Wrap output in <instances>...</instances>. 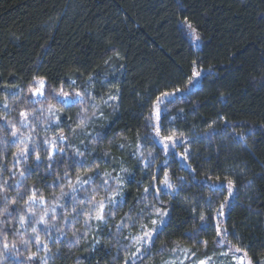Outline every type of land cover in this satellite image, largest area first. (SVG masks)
Listing matches in <instances>:
<instances>
[{
	"label": "trees",
	"instance_id": "1",
	"mask_svg": "<svg viewBox=\"0 0 264 264\" xmlns=\"http://www.w3.org/2000/svg\"><path fill=\"white\" fill-rule=\"evenodd\" d=\"M193 61L202 74L185 92ZM34 77H44L47 88L42 102L32 104ZM61 87L92 96L86 105H56L57 123L47 109ZM177 88L162 105L159 124L161 137L182 142L165 155L153 140L154 105L162 92ZM109 94L119 98L105 104ZM82 107L86 121L79 126ZM0 125V249L5 242L10 249L16 245L0 257L2 264H29L33 252L32 264H45L44 257L46 264H124L136 247L126 237L138 234L139 222L150 227L155 218L139 216L149 203L163 206L168 216L137 264H162L174 248L201 257L239 248L250 264H264V0H0ZM61 134L66 139L57 140L49 161L51 142ZM25 146L31 155L14 158ZM122 156L123 185L109 179L116 168L103 174ZM157 171L161 179L167 172L179 191L157 203L153 189L147 201L136 203ZM77 177L94 179L83 184ZM229 179L236 191L225 216L201 221V215L216 216ZM212 184L225 187L216 192ZM109 197L124 203L106 208V223L93 218L85 226L87 215L95 216L93 204ZM5 207L11 215L3 214ZM45 213L46 223H38ZM121 223L128 226L118 231ZM218 224L229 233L224 244L217 243Z\"/></svg>",
	"mask_w": 264,
	"mask_h": 264
},
{
	"label": "snow or ice",
	"instance_id": "2",
	"mask_svg": "<svg viewBox=\"0 0 264 264\" xmlns=\"http://www.w3.org/2000/svg\"><path fill=\"white\" fill-rule=\"evenodd\" d=\"M185 25L188 27V29L190 30V33L193 36L194 40H198L199 37L196 35V29L192 27V25L187 21V19L185 20ZM196 61H193V70H192V74L191 77L188 78L187 81V85L184 87L183 91H187L188 88L193 85L196 80L201 76V71L197 70V68L195 67ZM93 77H89L88 78V82L90 83L92 81ZM33 83L30 84L29 86V91L31 92V96L32 97H36L37 99H29V102L32 104H35L37 102H42V99L45 96V89L47 88V82L45 80L44 77H34L33 78ZM71 85H75V81H70ZM38 85V86H37ZM22 91V90H21ZM181 89L177 88L175 89V91L173 92H162L159 96L156 97L155 100V105H154V112L153 115L155 116L156 120H157V125L155 128V134L157 137H161V125L159 124L160 118H161V112L162 109L160 108V105L165 103V102H170L169 101V97L171 96H175L177 92H180ZM13 95H16V93H13ZM92 93L88 92L87 90L81 92V91H75V92H70V91H65L63 87H61L56 93L55 95H53L51 97L52 100L55 101V104H49L48 105V113L49 116L54 117V122L59 121L60 117L58 115H56V113H58L60 111V108H56V105H61L62 107H73L77 104L79 105H86L88 104V101L86 98L91 97ZM119 98L118 94L114 95V96H110L108 99L109 100H117ZM108 101H104V103H107ZM90 107L95 108L96 105L95 104H91L88 105ZM4 109L7 110L8 109V104L7 102H5L4 104ZM41 111H45L44 109H41ZM85 113V109L82 107L81 108V113L79 114L81 116L80 118V124L79 126H83L85 121H86V115ZM20 116L23 117L25 120L27 119L28 113L26 112H21ZM21 127H26V123H24V121L21 122L20 124ZM0 127H4L3 125H0ZM12 127V137L14 138L10 143L14 144L15 138L17 137L18 134V130L16 128L15 124L11 125ZM6 130V129H5ZM65 136L64 135H60L56 140H53L51 142V147L48 150V159L49 161H52L55 155V150H57V140L59 142H63L65 140ZM96 139L99 141L102 139V137L99 136V134L97 135ZM5 143H8V141H4ZM182 141H179L175 136L173 135H165L162 136L160 138L159 141H157V143H160L163 145L164 151H165V155H167L168 150L170 147H175L177 145V143H181ZM21 143H24L23 140H21ZM45 144H48L49 141L45 140L44 141ZM33 147L35 148H39L40 145L36 144ZM120 147H123V145L121 144ZM31 151L32 149L25 146L24 148H20L18 150V152L13 153L14 158H24L27 159L30 155H31ZM59 151H63V149H59ZM187 152L188 149H185V154H184V159L187 160L188 156H187ZM78 155H82V153H77ZM36 161L37 163L40 162V154L37 153L36 155ZM165 166L167 165V160H165L164 162ZM148 163H145V167H148ZM25 173H28V169H25L23 172L20 173V175L23 177L25 175ZM30 174V173H29ZM105 175H108L107 173ZM65 176L67 177V173L65 174ZM94 177H88L87 179L81 181L79 177H77V183H83V184H88L91 181H93ZM183 179V178H181ZM209 179H211L209 177ZM117 180L120 181V178L117 177ZM105 185L108 184V181L105 180L104 181ZM211 190H214L216 192H219L222 188H224L225 186L223 184H212L209 186ZM227 192H228V196L225 197L224 202L221 203L219 205V208L216 212V216L215 217H205L204 215H201L200 219L201 221H205L206 219H216L217 221H220V218L225 216V209L228 206V202L229 200L232 198L233 193L236 191V183L235 181L229 179L227 181ZM153 189H155V194L153 195V200L156 201L157 203L160 202V197L162 195H172L173 192L179 191V189L176 188V186L170 182L169 179V174L167 172H164V177L163 179L160 178L159 175V171H157L153 177H152V182L150 183L149 186L145 187L143 189L144 191V196L140 199L137 200L136 203H143L145 201L148 200V195L150 193H152ZM73 191H75V189H73ZM119 188L115 193V196H119ZM30 203H35L36 202V195L35 193H33V196L30 197L29 199ZM44 198L41 197L40 198V203H44ZM13 203H15V201H13ZM124 200L121 198L119 200L113 198V197H109L107 198V200H100L98 203L93 204V211L95 212V216L93 217L91 213H89L87 215V220L85 223V226H88V221H90L91 219H95L96 221L100 222V223H106L107 222V215L108 213L106 212V208L110 209H115L116 207H118L119 205L123 204ZM53 211H55L53 209ZM3 214H7V215H11V213L9 212L8 208L5 207L3 209ZM47 215V213H45L44 215H42L38 221V223H46L44 216ZM127 216L128 219H132L131 215L129 213L125 214ZM139 216L141 218V220L144 219H149L151 217H155V218H151V226L149 227L148 224L143 223V222H139L140 226H139V232L136 235H130L129 237H126V239L131 241L132 245H138L135 247V251L131 253L130 257H126L124 264H137V261L140 260L142 257H144L147 252H149L151 250V247L153 246V241L155 236L158 234V231L161 230L163 228V226L165 225V218L168 216V211L166 209L163 208V206L161 207H157L156 204H146L144 209H141L139 212ZM29 223H31V221H28ZM73 222H76L75 220ZM20 223L21 225L25 224V216L21 215L20 216ZM128 225H125L123 223L117 225V230L121 231L124 227H126ZM32 232L35 234V240H36V247H37V251L40 250L41 248V237L39 235V233L37 232V229L35 226L32 227ZM73 235H76V233H73ZM229 235V233L227 232V229L221 228L219 227V224L217 225V231H216V236H217V243L219 244H224L225 240L223 239L224 237H227ZM25 246H27L29 244L28 240H22L21 241ZM78 242V240H77ZM205 246L207 245V241H204ZM43 248L45 251H47V244H43ZM16 249V245L13 244L11 246V249L9 248L8 243H3V247L2 249H0V257L2 258H7L8 253L10 250H15ZM125 251H127V248H125ZM173 252H177V251H181L180 249L174 248L172 249ZM183 252L187 253L189 250L188 249H183ZM229 251H231V248H229ZM236 251H240L239 248L236 249ZM228 253L225 252L224 255H227ZM36 252L31 253L28 257H27V261L29 262V264H32V262L35 260L36 258ZM233 258L235 259L236 257L233 256ZM44 262L46 264L47 261V257H44ZM0 264H2V262H0ZM20 264H24L23 261L20 262ZM182 264V262H181ZM199 264H206L205 260H201L199 262ZM248 264H250V262H248Z\"/></svg>",
	"mask_w": 264,
	"mask_h": 264
},
{
	"label": "rangeland",
	"instance_id": "3",
	"mask_svg": "<svg viewBox=\"0 0 264 264\" xmlns=\"http://www.w3.org/2000/svg\"><path fill=\"white\" fill-rule=\"evenodd\" d=\"M109 96H114V95L109 94ZM173 97L174 96H171L168 99L170 100ZM105 101H108L105 104H108V103L113 102V101L115 102V100H109V99H106ZM163 104L160 105L161 109H162ZM153 119H154L153 122H155V124L157 125L158 122H157L155 116ZM92 130L93 129L91 128V130L87 132V135L91 134ZM153 140L156 144H158L161 147V149L164 150L163 145L160 143H157V141L160 140V137H157L156 135H154ZM172 148L173 147H170L169 149H172ZM129 149H130V150H128L129 155H130V158L132 160L135 157V153H133V151H132L133 147H131ZM125 156H127V155L125 154ZM125 156L120 157L117 162L116 161H114L112 163L110 162V165L112 166L111 169L106 168L105 171H103L104 175L106 173L108 175H110V172H112L111 170L116 168V171H117L116 175L114 177L109 178V179L114 180V181H118L117 177H119L121 185H123L124 181H125V176L123 174V171L125 170V167H126L124 164ZM105 176H107V175H105ZM136 246H138V245H136ZM183 249L184 248L180 249L181 251L173 252V254L168 259H166L162 264H181V262H182V264H199V262L201 260H205L206 264H248V261L245 259V257L243 255L239 254L238 252H235V251L219 250V252H212L209 255L201 257L197 254H194L190 249H188L189 251L187 253L183 252L182 251ZM225 252H227L228 254L224 255ZM233 256H235L236 258L234 259Z\"/></svg>",
	"mask_w": 264,
	"mask_h": 264
}]
</instances>
